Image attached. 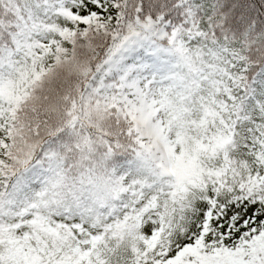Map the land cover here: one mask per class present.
<instances>
[{
  "label": "snow or ice",
  "instance_id": "6c2138e0",
  "mask_svg": "<svg viewBox=\"0 0 264 264\" xmlns=\"http://www.w3.org/2000/svg\"><path fill=\"white\" fill-rule=\"evenodd\" d=\"M0 264H264V0H0Z\"/></svg>",
  "mask_w": 264,
  "mask_h": 264
}]
</instances>
